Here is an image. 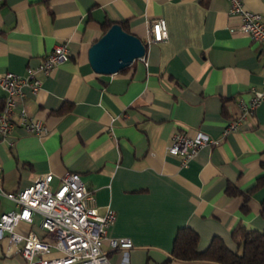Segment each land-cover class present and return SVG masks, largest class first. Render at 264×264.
I'll use <instances>...</instances> for the list:
<instances>
[{"label": "crops", "instance_id": "crops-1", "mask_svg": "<svg viewBox=\"0 0 264 264\" xmlns=\"http://www.w3.org/2000/svg\"><path fill=\"white\" fill-rule=\"evenodd\" d=\"M261 14L264 0H243ZM227 0H2L0 77L24 75L56 44L69 58L41 79L36 93L26 90L20 106L42 121L41 134L15 125L0 135V214L15 208L4 196L28 186L41 173L59 182L67 170L79 173L93 192L97 211H116L109 237H127L132 246L102 248L111 264H162L180 226L199 235L205 249L214 235L231 250L241 223L264 231V99L238 127L222 135L264 79L261 43L239 29L240 17ZM163 17L167 38L146 43L148 23ZM120 23L142 39L145 54L113 73L96 72L88 49ZM4 92L0 89V107ZM218 139L202 146L186 166L166 148L175 131ZM252 191L248 199L227 187ZM244 206V208H242ZM39 217L21 221L19 232L39 236ZM22 242H18V247ZM23 257L0 239V264ZM166 264H217L171 260Z\"/></svg>", "mask_w": 264, "mask_h": 264}, {"label": "built area", "instance_id": "built-area-1", "mask_svg": "<svg viewBox=\"0 0 264 264\" xmlns=\"http://www.w3.org/2000/svg\"><path fill=\"white\" fill-rule=\"evenodd\" d=\"M227 1L228 12L241 19L239 29L261 43L264 49V20L261 14L247 9L243 0ZM166 38L165 19H152L148 23L145 42L148 44ZM68 58L67 47L56 44L36 67H27L24 75L7 71L0 77V89L4 92L0 107V135H5L15 125H21L28 132L36 134L46 130L42 121L27 114L25 107H19L16 120L12 118V113L26 95V90L31 93L38 91L41 79L35 75L36 70L50 74L60 62ZM262 99L264 79L261 88L254 89L248 101L240 99V113L228 122L222 135L236 129L239 121L252 113ZM218 142V139L202 132L190 136L177 130L166 150L178 157L180 165L186 166L202 146ZM1 177L0 164V180ZM52 179L50 172L41 173L28 186L4 193L15 205L14 209L0 214V239L7 232L8 251L20 252L23 261L18 264H111L102 245L108 238L107 230L116 218V211L110 205H106L103 213L97 211L94 194L78 172L65 171L56 185L52 184ZM35 216L39 217L38 226L42 236L32 230L24 233L16 230L19 222H31ZM18 242H22L20 247ZM108 243L113 249L132 246L127 237H109Z\"/></svg>", "mask_w": 264, "mask_h": 264}, {"label": "trees", "instance_id": "trees-1", "mask_svg": "<svg viewBox=\"0 0 264 264\" xmlns=\"http://www.w3.org/2000/svg\"><path fill=\"white\" fill-rule=\"evenodd\" d=\"M111 24L108 22L104 26L105 30ZM120 25L126 30L122 24ZM263 180L262 178L258 185ZM252 189L243 192L232 186L227 187L228 193H240L245 200L250 196ZM231 236L240 250H231L224 240L217 235L211 238L205 249L199 250L197 248L199 239L198 232L190 226H180L174 236L172 248L162 264H166L173 259L179 261L212 262L217 264H264V231L247 228L245 225L238 223L233 228Z\"/></svg>", "mask_w": 264, "mask_h": 264}, {"label": "water", "instance_id": "water-1", "mask_svg": "<svg viewBox=\"0 0 264 264\" xmlns=\"http://www.w3.org/2000/svg\"><path fill=\"white\" fill-rule=\"evenodd\" d=\"M142 39L113 23L88 49V60L96 72L113 73L145 54Z\"/></svg>", "mask_w": 264, "mask_h": 264}]
</instances>
